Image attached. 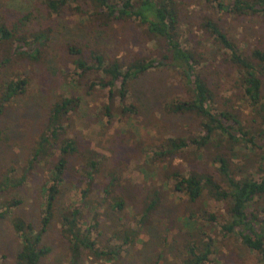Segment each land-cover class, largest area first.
I'll return each instance as SVG.
<instances>
[{
    "label": "rangeland",
    "instance_id": "obj_1",
    "mask_svg": "<svg viewBox=\"0 0 264 264\" xmlns=\"http://www.w3.org/2000/svg\"><path fill=\"white\" fill-rule=\"evenodd\" d=\"M180 1L183 4L181 28L184 46L190 48L197 44L203 47L209 61L204 71L219 96L220 105L230 98L242 112L243 120L250 119L251 108L240 100L237 71L224 61L226 51L205 33L202 24L205 17H212L241 51H247L255 46L264 48V18L234 17L215 12L208 9L202 0ZM76 5V2L72 3V7ZM85 8L89 7L85 5ZM29 13L28 30L41 28L46 31L51 28L53 33L47 52L40 61L17 62L2 70L3 75L13 80L18 74H23V78L29 79V84L26 91L0 115V181L6 175L17 181L24 178L19 187L0 192V213L6 212L3 205L21 201L5 217H0L1 264H17L22 248L14 219L21 218L30 223L36 232L41 228L45 209L43 187L60 154L54 150L51 157L48 156L34 168L29 161L33 158L40 135L45 131L51 106L61 97L70 95L80 99L81 108L70 115L65 137L81 140L104 157L101 174L97 176V188L91 194L92 200L103 196L100 188L102 182H108L107 173L112 169L122 177L127 186V196L131 198L122 212L108 207L110 198L103 207H97L99 228L94 233V239L101 246L122 230H132L136 234L135 242L125 248L119 259L96 261L84 253L81 264H182L187 255V245L195 239L196 234L192 233L194 226L202 228L205 239L214 240V254L209 264H260L259 254L245 248L234 236L223 234L221 227L230 220L225 202H219L205 192L198 203L191 204L183 193H175L171 188L174 180L169 181V171L164 167L168 162L154 160L148 163L147 158L153 157L166 139L198 136L201 133L198 119L170 114L164 108L169 98L182 97L183 90L177 76L164 69L151 70L133 84L132 98L128 103L139 106L138 113L132 119L117 114L108 120L101 112L103 105L109 103L108 89L88 91V85L97 79L96 75L79 78L80 72L67 52L69 44L78 42L79 46L92 49L96 43V48L104 50L108 58L127 61L135 56H158L161 46L157 41L133 23L114 22L106 28L95 29L96 26L85 23L83 17L86 16L73 10L66 9L60 15L49 16L43 0H0V18L7 19L9 23L17 22L18 15ZM88 34L82 39V35ZM85 51L88 53V50ZM2 53L1 50L0 56ZM115 104L120 105L119 97L115 99ZM258 145L257 153L264 154V141H259ZM210 161L208 151L198 153L197 149L190 147L174 159L172 169H178L183 176H188L192 170H207L216 174L218 164ZM239 162L243 163L244 159H233L234 164ZM257 166L258 163L247 166L249 175L258 176ZM83 167L81 158H75L69 164L67 182L56 204L55 218L43 235L42 244L50 247L51 253L42 258L40 264L69 263V243L62 233L61 215L67 213L70 205L81 197L83 184L78 181V175ZM215 177L220 178L218 175ZM168 182L170 190L166 186ZM135 186L138 187L136 193L131 188ZM155 191L160 193L161 202L149 214L147 221L140 225L145 208L143 201ZM262 207L264 204L260 205V210ZM88 213L85 212L88 219L92 218ZM191 214H194L193 225L186 220ZM210 215L217 220H211ZM260 215L264 218V209Z\"/></svg>",
    "mask_w": 264,
    "mask_h": 264
},
{
    "label": "trees",
    "instance_id": "obj_2",
    "mask_svg": "<svg viewBox=\"0 0 264 264\" xmlns=\"http://www.w3.org/2000/svg\"><path fill=\"white\" fill-rule=\"evenodd\" d=\"M202 1L215 12L234 17L264 18V0ZM74 2L77 3L76 7H72ZM43 5L49 16L60 15L66 9L73 10L86 16L83 17L85 23L96 26L95 29L106 28L114 22L133 23L149 38L157 41L161 46L158 56H135L127 61L117 57L108 58L104 50L96 48V43L92 49H85L78 42L69 44L67 52L80 72L79 78L96 75L97 79L88 85V91L108 89L109 103L101 109L108 120L117 114L132 119L138 113L139 106L128 103L132 98L133 84L151 70L164 69L177 76L183 90L182 97L169 98L164 108L170 114L198 119L201 133L198 136L166 139L153 157H146L148 163L154 160L168 162L164 167L169 171V181L174 180L171 188L175 193H183L191 204L198 203L205 192L215 200L225 202L230 220L222 225L223 234L234 236L245 248L259 254V262L264 264V218L260 215L264 209L262 207L260 210V205L264 204V154L256 151L258 142L264 141V48L255 46L241 51L215 19L205 17L203 30L226 51L224 61L239 75L237 85L241 91L240 100L251 108L252 115L250 119L243 120L242 112L232 99H225L220 105L219 96L204 71L209 61L203 47L197 44L190 48L184 46L181 28L183 4L180 0H43ZM85 5L89 8H85ZM30 15H18L15 23L0 18V51L3 52L0 56V115L26 91L29 84V79L23 78V74H18L17 79L13 80L3 75L2 70L17 62L40 61L52 41L53 29L26 28ZM89 34L82 35V39ZM117 97L120 98L119 106L115 104ZM80 108V99L70 95L58 99L49 110L45 131L40 135L29 163L34 168L48 156L51 157L54 150H58L60 155L43 187L45 209L40 230L36 232L30 223L21 218L13 221L22 242L17 264H40L41 259L51 253V248L42 244L43 235L55 218L56 204L67 182L69 164L75 158H81L84 163L78 175V181L83 184L81 197L70 205L67 213L61 215L62 233L69 243L68 264H81L84 253L96 261L112 262L135 242L136 234L132 230L117 232L101 246L94 239V233L99 228L97 207H103L110 198L108 207L122 212L131 198L127 196V186L122 177L112 169L107 173L108 182H102L100 193L103 192V196L92 200L91 194L97 188V176L101 174L104 157L81 140L65 137L70 126V115ZM190 147L197 149L198 153L208 151L210 162L218 164L216 174L207 170H192L188 176H183L178 169H172L174 159ZM213 148L215 150L212 152ZM233 159H244V162L234 164ZM256 163L257 177L249 175L247 168ZM23 179L17 181L7 175L2 177L0 192L19 187ZM169 183L166 186L170 190ZM131 188L136 193L138 187ZM153 194L143 201L145 208L140 225L147 221L149 214L161 202L160 193L155 191ZM19 204L21 201L15 200L3 205L6 212L0 213V217H5L11 208ZM86 211L92 218L88 219ZM193 219L194 214H191L186 220L193 225ZM210 219L217 220L214 215H210ZM202 232V228L193 227L195 239L187 245V255L182 264L212 262L215 243L212 238L205 239Z\"/></svg>",
    "mask_w": 264,
    "mask_h": 264
}]
</instances>
